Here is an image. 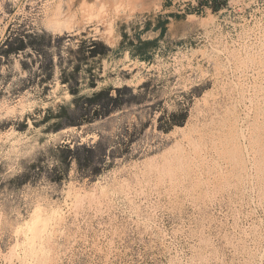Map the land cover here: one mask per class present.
Wrapping results in <instances>:
<instances>
[{
	"label": "rangeland",
	"instance_id": "rangeland-1",
	"mask_svg": "<svg viewBox=\"0 0 264 264\" xmlns=\"http://www.w3.org/2000/svg\"><path fill=\"white\" fill-rule=\"evenodd\" d=\"M208 1L0 0V264H264V0Z\"/></svg>",
	"mask_w": 264,
	"mask_h": 264
},
{
	"label": "bare ground",
	"instance_id": "bare-ground-1",
	"mask_svg": "<svg viewBox=\"0 0 264 264\" xmlns=\"http://www.w3.org/2000/svg\"><path fill=\"white\" fill-rule=\"evenodd\" d=\"M112 1H113V0H112ZM122 1H125V0H122ZM119 2H120V1H119ZM116 3H117V2H116ZM123 3H124V2H123ZM102 4H103V3H102ZM121 4H122V3H121ZM112 5H113V3H112ZM128 5H129V4H128ZM104 6H105V5H104ZM101 7L103 8V5H102ZM114 7H115V4H114ZM124 7H125V6H124ZM100 10H101V9H100ZM119 10H120V9H119ZM98 11H99V8H98ZM108 12H109V11H108ZM93 13H95V12H93ZM105 13H106V12H105ZM59 15H60V14H59ZM91 15H92V14H91ZM108 16H109V15H108ZM57 17H58V14H57ZM53 18H55V17H53ZM71 18H72V17H71ZM69 20H70V19H69ZM69 20H65V21H69ZM112 21H113V20H112ZM62 22L64 23V21H61L59 18H55L54 21H51L49 24H50L51 29H53V31L55 30V32H56L57 30H60V32H61V28H62L61 25H62ZM109 23H110V21H109ZM49 24H48V25H49ZM65 24H66L65 27H67V25H69V22H68V24H67V22H65ZM69 26H70V25H69ZM110 26H111V25H110ZM50 27H49V28H50ZM63 27H64V26H63ZM62 29H63V28H62ZM68 29L70 30V27H69ZM108 29H109V28H108ZM110 32H111V31H110ZM110 32H109V33H110ZM109 37H110V36H109ZM263 46H264V45H263ZM255 54H256V53H255ZM255 56H256V55H255ZM259 64H260V63H259ZM263 65H264V64H263ZM259 68H260V67H259ZM259 68H258V70H259ZM263 68H264V67H263ZM242 69H243V68H242ZM244 70H245V69H244ZM259 72H260V71H259ZM245 75H246V74H245ZM261 77H262V76H261ZM239 79H240V78H239ZM261 79H262V78H261ZM263 79H264V78H263ZM243 80H244V79H243ZM239 83H240V82H239ZM238 85H239V84H238ZM242 85H243V83H242ZM260 85H262V84H260ZM237 87H238V86H237ZM261 87H262V86H261ZM263 88H264V87H263ZM263 88H262V89H263ZM250 89H251V88H250ZM254 89H255V88H254ZM262 89H260V90H262ZM245 92H246V91H245ZM248 93H249V92H248ZM242 94H243V93H242ZM258 94H259V93H258ZM243 95H244V94H243ZM256 95H257V94H256ZM263 95H264V94H263ZM257 96H258V95H257ZM262 97H263V96H262ZM245 98H246V97H245ZM253 98H255V97H253ZM253 98H252V99H253ZM257 98H258V97H257ZM257 98H256V99H257ZM259 98H260V97H259ZM259 98H258V99H259ZM238 99H239V98H238ZM236 100H237V99H236ZM259 100H260V99H259ZM234 101H235V100H234ZM240 101H241V100H240ZM240 101H239V102H240ZM255 101H256V100H255ZM260 101H261V100H260ZM241 103H242V102H241ZM243 103H244V101H243ZM245 103H246V102H245ZM260 103H261V102H260ZM250 104H251V102H250ZM263 104H264V103H263ZM263 104H262V105H263ZM235 105H236V104H235ZM235 105H233V106H235ZM239 105H240V104H239ZM251 105H252V104H251ZM260 105H261V104H260ZM225 108H226V107H225ZM261 108H262V107H261ZM234 109H235V108H234ZM234 109H233V110H234ZM262 109H263V108H262ZM213 110H214V109H213ZM231 110H232V108H231ZM254 110H255V109H254ZM215 111H216V110H215ZM225 111H226V110H225ZM259 111H260V110H259ZM259 111H258V112H259ZM263 111H264V110H263ZM263 111H262V112H263ZM217 112H218V111H217ZM217 112H216V113H217ZM243 112H244V111H243ZM249 112H250V111H249ZM262 112H261V114H262ZM213 113H214V112H213ZM225 113H226V112H225ZM225 113H224V114H225ZM219 115H220V114H219ZM237 115H238V114H237ZM246 115H247V114H246ZM252 115H253V114H252ZM215 116H216V115H215ZM242 116H243V114H242ZM242 116H241V117H242ZM226 117H227V116H226ZM239 117H240V116H239ZM259 117H260V116H259ZM259 117H258V119H259ZM263 117H264V116H263ZM233 118H235V117L233 116ZM254 118H255V117H254ZM214 119H215V118H214ZM225 119H226V118H225ZM235 119H238V118L236 117ZM235 119H233V120H235ZM262 119H263V118H262ZM227 120H229V119H227ZM248 120H249V118H248ZM254 120H255V119H254ZM213 121H214V120H213ZM236 121H237V120H236ZM242 121H243V119H242ZM242 121H241V122H242ZM251 121H252V120H251ZM251 121H250V122H251ZM263 121H264V120H263ZM214 122H215V121H214ZM214 122H213V123H214ZM218 122H219V121H218ZM215 123H217V122H215ZM227 123H228V121H227ZM257 123H258V121H257ZM262 123H263V122H262ZM240 124H241V123H240ZM253 124H254V123H253ZM212 125H213V124H212ZM216 125H217V124H216ZM219 125H220V123H219ZM233 125H235V122L233 123ZM246 125H247V124H246ZM250 125H251V123H250ZM256 125H257V124H256ZM256 125H255V126H256ZM263 125H264V124H263ZM218 127H219V126H218ZM222 127H223V126H222ZM227 127H228V126H227ZM230 127H231V126H229V128H230ZM233 127H234V126H233ZM241 127H242V126H241ZM247 127H248V126H246L245 128H247ZM252 127H253V126H252ZM257 127H260V126H257ZM209 128H210V127H209ZM219 128H220V127H219ZM231 128H232V127H231ZM213 129H214V128H212V131H213ZM217 129H218V128H217ZM224 129H225V128H224ZM227 129H228V128H227ZM234 129H235V128H234ZM239 129H240V128H239ZM242 129H244V127H243ZM242 129H241V130H242ZM251 129H252V128H251ZM259 129H260V128H259ZM209 130H210V129H209ZM218 130H219V129H218ZM228 130H229V129H228ZM230 130H231V129H230ZM261 130H262V128H261ZM216 131H217V130H216ZM220 131H221V130H220ZM244 131H245V130H244ZM246 131H247V130H246ZM248 131H249V130H248ZM256 131H257V130H256ZM206 132H207V131H206ZM206 132H205V134H206ZM213 132H214V131H213ZM218 132H219V131H218ZM223 132H224V131H223ZM226 132H227V131H226ZM226 132H225V134H226ZM234 132H235V130H234ZM237 132H238V131H237ZM237 132H236V134H237ZM241 132H243V131H241ZM254 132H255V131H254ZM228 133H229V131H228ZM247 133H248V132H247ZM209 134H210V132H209ZM219 134H220V133H219ZM219 134H218V136H219ZM225 134H224V135H225ZM230 134H231V132H230ZM241 134H242V133H241ZM243 134H244V133H243ZM256 134H257V133H255V135H256ZM260 134H261V133H260ZM213 135H214V134H213ZM216 135H217V133H216ZM222 135H223V134H222ZM233 135H234V134H233ZM250 135H251V133H250ZM201 136H202V135H201ZM201 136H200V137H201ZM204 136H205V135H204ZM204 136H203V137H204ZM218 136H217V137H218ZM231 136H232V135H231ZM234 136H235V135H234ZM236 136H237V135H236ZM251 136H252V135H251ZM257 136H258V134H257ZM261 136H262V135H261ZM209 137H210V136H209ZM220 137H222V136H220ZM220 137H219V138H220ZM240 137H241V136H240ZM195 138H196V137H195ZM211 138H212V137H211ZM211 138H210V139H211ZM223 138H224V137H223ZM255 138H256V137H255ZM257 138H258V137H257ZM214 139H215V137H214ZM235 139H236V138H235ZM235 139H233V140H235ZM246 139H247V138H246ZM250 139H251V138H250ZM252 139H253V138H252ZM212 140H213V139H212ZM224 140H225V139H224ZM229 140H230V139H229ZM237 140H238V138H237ZM248 140H249V139H247V141H248ZM255 140H256V139H255ZM260 140H261V139H260ZM204 141H205V140H204ZM220 141H221V139H220ZM262 141H263V140H262ZM210 142H211V144H212V141H210ZM214 142H215V141H214ZM218 142H219V141H218ZM221 142H223V141H221ZM224 142H225V141H224ZM226 142H227V141H226ZM231 142H232V140H231ZM242 142H243V141H242ZM259 142H260V141H259ZM215 143H216V142H215ZM219 143H220V142H219ZM233 143H235V142H233ZM252 143H253V142H252ZM206 144H207V143H206ZM206 144H205V145H206ZM241 144H242V143H241ZM244 144H245V143H244ZM253 144H254V143H253ZM260 144H261V143H260ZM213 145H214V144H213ZM227 145H228V144H227ZM233 145H235V144H233ZM256 145H257V144H256ZM262 145H263V144H262ZM209 146H211V145H209ZM225 146H226V145H225ZM229 146H230V145H229ZM248 146H249V144H248ZM218 147H219V146H218ZM239 147H240V146H239ZM207 149H208V148H207ZM223 149H224V148H222V150H223ZM235 149H236V146H235ZM237 149H238V148H237ZM247 149H248V148H247ZM247 149H246V150H247ZM249 149H250V148H249ZM257 149H258V148H257ZM208 150H209V149H208ZM208 150H207V151H208ZM211 150H212V149H211ZM214 150H215V149H214ZM216 150H218V149H216ZM224 150H225V149H224ZM229 150H231V147H230ZM226 151H227V150H226ZM236 151H237V150H236ZM247 151H248V150H247ZM254 151H255V150H254ZM210 152H211V151H210ZM234 152H235V151H234ZM234 152H233V150H232V153H234ZM239 152H240V151H239ZM256 152L258 153L259 151L256 150ZM218 153H219V152H218ZM230 153H231V151H230ZM232 153H231V154H232ZM207 154H208V153H207ZM216 154H217V153H216ZM225 154H226V152L224 153V155H225ZM234 154H236V152H235ZM237 154H238V153H237ZM240 154H241V153H240ZM250 154H251V153H250ZM258 154H259V153H258ZM260 154H261V153H260ZM196 155H197V154H196ZM205 155H206V154H205ZM214 155H215V154H214ZM246 155H247V154H246ZM200 156H201V158H202V153H201ZM207 156H208V155H207ZM231 156H232V155H231ZM238 156H239V155H238ZM250 156H251V155H250ZM257 156H258V155H257ZM259 156H260V155H259ZM190 157H191V155H190ZM193 157H194V156H193ZM210 157H211V156H210ZM221 157H222V156H221ZM226 157H227V156H226ZM226 157H224V158H226ZM229 157H230V156H229ZM244 157H245V156H244ZM194 158H195V157H194ZM203 158H204V157H203ZM203 158H202V159H203ZM212 158H213V157H212ZM234 158H235V157H234ZM186 159H187V158H186ZM188 159H189V158H188ZM191 159H192V158H191ZM205 159H206V158H205ZM210 159H211V158H210ZM220 159H221V158H220ZM222 159H223V158H222ZM229 159H230V158H229ZM235 159H236V158H235ZM251 159H252V158H251ZM223 160H224V159H223ZM254 160H256V159H254ZM257 160H258V159H257ZM257 160H256V161H257ZM261 160H262V158H261ZM201 161H202V160H201ZM207 161H208V160H206V162H207ZM215 161H216V160H215ZM217 161H218V160H217ZM233 161H234V160H233ZM237 161H238V160H237ZM256 161H255V162H256ZM235 162H236V161H234V163H235ZM251 162H252V161H251ZM261 162H262V161H261ZM197 163H198V162H197ZM214 163H215V162H214ZM232 163H233V162H231V164H232ZM252 163H253V162H252ZM258 163H259V161H258ZM258 163H257V164H258ZM199 164H200V163H199ZM199 164H198V165H199ZM203 164H204V163H203ZM206 164H209V162L206 163ZM206 164H205V165H206ZM225 164L227 165V162H225ZM225 164H224V165H225ZM257 164H256V165H257ZM200 165H201V164H200ZM254 165H255V164H254ZM254 165H253V167H254ZM208 166H209V165H208ZM246 166H247V165H246ZM249 166H250V165H249ZM260 166H261V165H260ZM209 167H211V166H209ZM209 167H208V168H209ZM212 167H213V166H212ZM214 167H215V166H214ZM219 167H220V165H219ZM238 167H239V165H238ZM238 167H237V169H238ZM203 168H204V167H203ZM206 168H207V167H206ZM232 168H233V165H232ZM234 168H235V167H234ZM244 168H245V167H244ZM247 168H248V167H247ZM251 168H252V167H251ZM251 168H250V169H251ZM262 168H263V166H262ZM221 169H222V168H221ZM221 169H220V170H221ZM227 169H228V168H227ZM248 169H249V168H248ZM254 169H255V168H254ZM222 170H223V169H222ZM238 170H239V169H238ZM245 170H246V168H245ZM234 171H235V169H234ZM255 171H256V170H255ZM247 172H248V171H247ZM250 172H252V171H250ZM256 172H257V171H256ZM260 172H261V171H260ZM221 173H224V172H221ZM263 173H264V172L262 171V174H263ZM237 174H238V173H237ZM253 174H254V173H253ZM253 174H250V176H251V177L254 176ZM255 174H256V173H255ZM228 175H229V172H228ZM234 175H235V174H234ZM256 175H257V174H256ZM247 176H248V175H247ZM233 177H234V176H233ZM242 177H243V175H242ZM242 177H241V178H242ZM255 177H256V176H255ZM238 178H239V177H238ZM253 178H254V177H253ZM253 178H252V179H253ZM257 178H258V177H257ZM262 179H263V178H262ZM250 180H251V178H250ZM171 181H172V180H171ZM237 181H238V180H237ZM246 181H247V180H246ZM252 181H253V180H252ZM254 182H255V181H254ZM175 183H176V182H175ZM242 183H243V181H242ZM172 184H173V182H172ZM254 186H257V185H254ZM254 188H255V187H254ZM261 188H263V187H261ZM261 191H262V190H261ZM257 192H258V190H257ZM259 192H260V191H259ZM260 193H261V192H260ZM257 195H258V193H257ZM261 195H262V194H261ZM261 195H260V196H261ZM258 196H259V195H258ZM260 196H259V197H260ZM260 198H261V197H260ZM260 200H261V199H260ZM263 201H264V200H263ZM263 201H262V203H263ZM260 203H261V201H260ZM256 229H257V228H256ZM244 247H245V246H243V248H244ZM250 249H251V248H250ZM244 250H245V248H244ZM202 257H203V256H202ZM205 258H206V257H205ZM261 259H262V258H261Z\"/></svg>",
	"mask_w": 264,
	"mask_h": 264
},
{
	"label": "trees",
	"instance_id": "trees-1",
	"mask_svg": "<svg viewBox=\"0 0 264 264\" xmlns=\"http://www.w3.org/2000/svg\"><path fill=\"white\" fill-rule=\"evenodd\" d=\"M218 6H215V8H217ZM161 32L163 33L164 32V28H162L161 29ZM150 43H152V41H142L141 39H140V42H139V46H140V48H145L147 45H149ZM139 54H143L142 52H140ZM104 93V91L103 92H101V93H99L98 95H102ZM115 101H119V98L118 97H116V98H113ZM78 163H79V165H80V161H78Z\"/></svg>",
	"mask_w": 264,
	"mask_h": 264
},
{
	"label": "built area",
	"instance_id": "built-area-1",
	"mask_svg": "<svg viewBox=\"0 0 264 264\" xmlns=\"http://www.w3.org/2000/svg\"><path fill=\"white\" fill-rule=\"evenodd\" d=\"M216 2H217V0H209L206 3L207 9L212 12L214 10V8H215Z\"/></svg>",
	"mask_w": 264,
	"mask_h": 264
}]
</instances>
